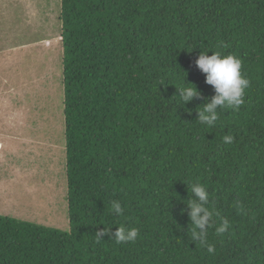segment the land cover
Returning <instances> with one entry per match:
<instances>
[{"label":"trees","instance_id":"16d2710c","mask_svg":"<svg viewBox=\"0 0 264 264\" xmlns=\"http://www.w3.org/2000/svg\"><path fill=\"white\" fill-rule=\"evenodd\" d=\"M58 19L68 228L0 214V264H264V0H59ZM203 51L235 54L250 81L211 128L195 121L215 94ZM184 77L201 97L181 108ZM195 180L232 223L209 230L214 253L191 240ZM120 225L138 239L116 243Z\"/></svg>","mask_w":264,"mask_h":264},{"label":"rangeland","instance_id":"374dc122","mask_svg":"<svg viewBox=\"0 0 264 264\" xmlns=\"http://www.w3.org/2000/svg\"><path fill=\"white\" fill-rule=\"evenodd\" d=\"M59 0H0V214L68 228Z\"/></svg>","mask_w":264,"mask_h":264},{"label":"clouds","instance_id":"9594fccd","mask_svg":"<svg viewBox=\"0 0 264 264\" xmlns=\"http://www.w3.org/2000/svg\"><path fill=\"white\" fill-rule=\"evenodd\" d=\"M208 53L209 51L200 52L195 63L199 70L205 74V83L213 87L215 94L210 98H203V103L196 109L197 118L195 121L211 128L219 120L222 109L230 108L236 111L244 104L250 81L241 71L242 61L238 56L224 54L221 51H211V55ZM160 85L166 86L165 82H161ZM176 90L178 95L175 96L178 98L181 108L194 98L201 97V93L194 84L185 82V77ZM222 139L225 144H232L234 137L227 134ZM187 191L188 198L183 203L186 205L189 224H191V240L200 247L207 248L209 253H214V246L209 243V230L214 228L215 235L222 237L231 230L232 223L228 218L220 216L214 207V201L210 203L211 193L208 191L206 183L199 180L190 182L187 184ZM233 207L241 213L247 211L246 204L241 200L234 201ZM111 210L116 215H122L124 212L119 200L111 201ZM217 217H219V223L216 222ZM109 230L110 228L105 227L98 231L96 233L97 241L102 240ZM112 235L118 244L131 243L138 239L139 229L120 225L116 227Z\"/></svg>","mask_w":264,"mask_h":264}]
</instances>
